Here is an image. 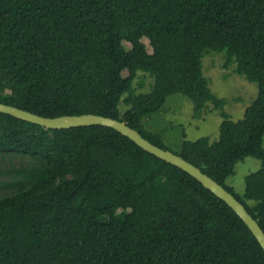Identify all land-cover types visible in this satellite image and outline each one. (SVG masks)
<instances>
[{
  "label": "trees",
  "instance_id": "1",
  "mask_svg": "<svg viewBox=\"0 0 264 264\" xmlns=\"http://www.w3.org/2000/svg\"><path fill=\"white\" fill-rule=\"evenodd\" d=\"M210 51L258 85L241 121L202 74ZM177 94L198 118L220 111L217 142L183 135L174 151L153 133L150 117ZM0 102L122 121L224 186L264 231V0H0ZM6 155L29 161L0 181V264H264L233 209L114 129L52 130L0 113ZM247 158L262 168L240 196L227 180Z\"/></svg>",
  "mask_w": 264,
  "mask_h": 264
},
{
  "label": "rangeland",
  "instance_id": "2",
  "mask_svg": "<svg viewBox=\"0 0 264 264\" xmlns=\"http://www.w3.org/2000/svg\"><path fill=\"white\" fill-rule=\"evenodd\" d=\"M141 40L150 52L148 39L143 37ZM125 46L131 47L127 42H125ZM223 61V53L208 52L202 59V74L209 82L211 93L217 98L227 101L223 112L233 123H236L243 119L245 110L257 98L258 85L235 74L233 67L223 69L221 66ZM128 74L127 70L123 72L125 76ZM151 82L152 78L140 73L134 84L137 90L141 88V85H144L142 91L147 92ZM121 107L122 111L126 109L125 104H122ZM199 117L195 116V104L188 97L177 94L168 97L163 111L156 116H151L150 121L154 125L152 126L154 127L153 133L165 132L163 140L166 146L177 151L179 146L184 143L183 135L188 142H196L203 138L209 139L210 143L218 141L219 126L222 123L220 111L214 110V107L210 105ZM28 161L29 158L24 159L13 155L0 156V171L4 173V176H0V181L9 180L6 172L11 171L12 168H20ZM261 168L260 160L247 158L236 165L235 173L227 180V184L233 187L237 195L243 196L246 177L258 172ZM5 193L8 192H1L0 195L3 196Z\"/></svg>",
  "mask_w": 264,
  "mask_h": 264
},
{
  "label": "water",
  "instance_id": "3",
  "mask_svg": "<svg viewBox=\"0 0 264 264\" xmlns=\"http://www.w3.org/2000/svg\"><path fill=\"white\" fill-rule=\"evenodd\" d=\"M0 113L52 130H65L91 126H104L116 130L122 135L128 137L156 159L171 164L198 180L206 189L210 190L215 197H218L219 200L233 209L264 250V231L262 227L257 220L252 218L246 207L236 199L231 192H229L224 186L219 185L213 178L203 173L201 169L192 163L171 152L163 151L153 146L152 143L145 139L138 131L129 127L126 123L110 117L92 114L46 118L2 102H0Z\"/></svg>",
  "mask_w": 264,
  "mask_h": 264
}]
</instances>
